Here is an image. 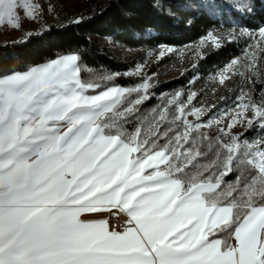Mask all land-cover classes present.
<instances>
[{
    "label": "snow or ice",
    "instance_id": "1",
    "mask_svg": "<svg viewBox=\"0 0 264 264\" xmlns=\"http://www.w3.org/2000/svg\"><path fill=\"white\" fill-rule=\"evenodd\" d=\"M20 11L36 19L40 6L0 0V26L19 29ZM258 35L264 53V27ZM220 39L210 32L200 43L219 48ZM78 60L0 76V264H264V140L231 131L264 121V104L241 89L231 112L193 123L206 109L177 91L140 119L150 77L88 94L100 85L80 79ZM245 60L233 59L218 83L238 74L254 84L257 52ZM213 124L214 139L200 132ZM88 213L123 216V227Z\"/></svg>",
    "mask_w": 264,
    "mask_h": 264
},
{
    "label": "trees",
    "instance_id": "2",
    "mask_svg": "<svg viewBox=\"0 0 264 264\" xmlns=\"http://www.w3.org/2000/svg\"><path fill=\"white\" fill-rule=\"evenodd\" d=\"M79 19L80 23L71 21L53 27L42 37L25 44L0 47V76L25 72L62 56L76 54L80 79L100 85L90 94L112 86L132 88L145 78L134 74L136 64L93 42L92 37L111 39L116 46L130 52L184 49L198 44L210 32L230 34L235 41L238 32L254 33L264 27V0H97ZM243 46L240 40L224 42L219 48L209 50L195 65L186 67L178 78L151 87V98L139 106L137 116L150 118L152 110L162 104V95L164 100L177 91L186 95L195 86L216 76L241 56ZM105 76L113 78L105 80ZM255 93L259 102L264 97V87L257 86ZM137 125L138 120L132 119L126 127L133 131ZM260 127L256 119L242 140L252 141ZM209 158H203L201 163ZM237 175L239 172L234 170L225 176V184L234 183Z\"/></svg>",
    "mask_w": 264,
    "mask_h": 264
},
{
    "label": "rangeland",
    "instance_id": "3",
    "mask_svg": "<svg viewBox=\"0 0 264 264\" xmlns=\"http://www.w3.org/2000/svg\"><path fill=\"white\" fill-rule=\"evenodd\" d=\"M96 1L97 0H35V3L40 6V11L36 19H29L25 16L23 11H20L21 19L19 29L12 28L7 24L0 26V47L25 44L30 39L42 37L53 27H60L71 21L74 22L76 19L82 18ZM258 32H238L236 33L237 40H235H240L244 43L242 54L238 58L241 63L246 62V52L250 50L257 52L260 75L258 77H253V80L256 82L254 84L249 83L244 77L237 74L232 75L231 79L226 80L224 85H220L218 83L219 72L216 76L209 78L203 84L195 86L188 94L180 97L182 101H187L188 95L194 92L196 96L192 100L191 107H203L206 109L200 121H196L193 116L188 117L189 121L193 123H206L210 119L221 116L222 113L231 112L239 103L237 97L241 95V89L248 93V96L257 105L264 104V97H262L259 102L255 99L256 87H264V58H260L264 57V53L259 52L257 46V41L259 40ZM241 33L244 34L242 35ZM214 35L221 38L220 44L224 42H235L232 37H230V34ZM91 40L112 50L125 61L134 62L136 64L134 73L138 66L142 68V71H140L137 76L150 77L149 83L152 85L151 87L178 78L183 74L186 67L195 65L209 50L217 48L211 42H207L204 45H201L199 42L198 44L179 50L171 49V51H167L168 48H159L147 52H130L120 46H116L111 39L92 37ZM161 53H163V55H161ZM92 92L93 91H89L88 94ZM236 111H239V109H236ZM232 114L235 115V112ZM246 116L253 119L251 110L246 113ZM255 120L256 119H254V121ZM259 122L261 126L260 132L250 142L264 140V121L259 120ZM224 123H227L226 118L222 121V124ZM247 129L248 126L245 123L244 126L237 125L231 131L232 134L239 136L242 140ZM200 132L207 134L210 138H215L219 134L215 124H213L211 128H201Z\"/></svg>",
    "mask_w": 264,
    "mask_h": 264
},
{
    "label": "crops",
    "instance_id": "4",
    "mask_svg": "<svg viewBox=\"0 0 264 264\" xmlns=\"http://www.w3.org/2000/svg\"><path fill=\"white\" fill-rule=\"evenodd\" d=\"M112 217L114 216H111L108 213H88L85 214L82 218L87 220L107 219L109 221V219ZM120 218L125 219L123 216H121Z\"/></svg>",
    "mask_w": 264,
    "mask_h": 264
},
{
    "label": "built area",
    "instance_id": "5",
    "mask_svg": "<svg viewBox=\"0 0 264 264\" xmlns=\"http://www.w3.org/2000/svg\"><path fill=\"white\" fill-rule=\"evenodd\" d=\"M124 224L123 218L112 217L109 219V225L112 229L121 230Z\"/></svg>",
    "mask_w": 264,
    "mask_h": 264
}]
</instances>
